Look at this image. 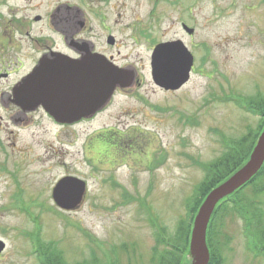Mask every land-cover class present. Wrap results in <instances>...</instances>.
I'll return each mask as SVG.
<instances>
[{
  "label": "rangeland",
  "instance_id": "374dc122",
  "mask_svg": "<svg viewBox=\"0 0 264 264\" xmlns=\"http://www.w3.org/2000/svg\"><path fill=\"white\" fill-rule=\"evenodd\" d=\"M32 5L24 8L27 19L53 9L66 12L67 7L78 12L86 27L72 26L69 44L90 42L97 52L112 55L120 68L132 69L140 83L128 92L118 88L101 115L70 129V146H63L70 154L66 159L50 160L44 156L46 144L31 142L40 134L39 139H49L58 151L61 143L40 127L31 140L20 138L22 145L31 142L37 155L16 171L23 195L14 191L13 177L0 169V240L5 245L0 264H40L33 253L35 240L56 243L68 264L88 260L91 254L102 263L104 256L114 255L119 264H152L158 231L150 217L165 228L162 237H173L178 220L187 214L185 204L204 177L197 163L212 162L224 151L223 140L239 138L259 122L227 98L264 95V0H32ZM183 24L193 33L184 32ZM110 36L113 46L106 42ZM53 39L56 49L69 51L59 32ZM171 41L184 44L193 64L187 82L166 91L152 82L150 58L156 45ZM101 134L109 141L107 150L117 138L114 142L120 141L130 155H104L95 171L86 161L99 165L94 149L84 158L81 147L87 138ZM4 163L16 168L13 160ZM61 163L73 166L86 183L84 202L69 212L51 202L50 189L64 174ZM122 164L126 166L116 167ZM243 194L256 203L264 224V192L254 198L247 188ZM36 195L45 206L19 201ZM243 229L242 219L224 220L223 232L231 241L223 251V264H264L262 255L246 249ZM123 244L136 251L119 252ZM164 247L158 244L157 251Z\"/></svg>",
  "mask_w": 264,
  "mask_h": 264
},
{
  "label": "flooded vegetation",
  "instance_id": "af4514ba",
  "mask_svg": "<svg viewBox=\"0 0 264 264\" xmlns=\"http://www.w3.org/2000/svg\"><path fill=\"white\" fill-rule=\"evenodd\" d=\"M29 7L30 9L34 7L32 0H0V157H3V165L0 164V169L13 177L14 186H16L14 191L22 195L25 190L21 188V181L16 171L22 170L24 165L29 166L31 163L29 160L35 159L34 156L37 154H35L31 142L46 144L44 156H49L50 160L66 159L70 154L63 146H70V140L73 138L70 135V129L93 121L105 109L104 104L98 109H93L92 112H89L90 109L87 112L86 107L79 106V112L71 113L68 108L72 106L70 95H67L62 88H52V90L40 92L39 87H35V85L42 81L43 75H46L48 71L56 72L55 77L47 76L48 85L55 82L58 87H62L65 84L63 77L65 74L78 70L101 68L100 65L93 64L95 57L89 54H102L108 64L118 66L112 55L97 52L90 42L88 45H86L87 42L69 44L70 28L72 26H78L80 29L86 27L85 20L80 19L78 12H70L71 7L64 8V11L68 10L66 12H62L61 8L55 11L53 9L50 12L37 13L27 19L28 16H24L23 11L24 8L28 9ZM56 32H59L65 48L69 51L56 49L53 39V34ZM30 79L31 84H28ZM139 83L135 79L132 86ZM119 89L117 88L113 92L107 103L113 99L115 94H118ZM121 90L122 92L129 91L132 90V87ZM39 127L43 131L46 130L44 134L52 133L51 137L61 143V146L56 148L58 151H55L51 145L53 142L51 143L49 139H39L41 136L39 131L35 132ZM36 134H39L38 140L33 139L24 145L19 143L22 136L24 139L31 140L33 138L31 136ZM9 135L14 138L12 139ZM106 138L105 134H101L83 141L84 146L81 147V150L84 158H87L85 156L87 150L89 152L94 149L95 153H93L96 156L94 161L99 165L93 163V159H86V161H89L92 168L96 169L95 171L102 167L104 155L106 157L112 153L118 157L130 155V151L122 150L120 141L114 142V139L119 140L117 138H112L113 143H110L111 147L107 150L109 141H106ZM121 145H124V142ZM6 158L16 163L15 169L4 163ZM114 162L117 163V160ZM123 165L126 166V164H122L116 167L119 168ZM60 166L63 167L64 174L55 181L50 189L51 193L53 187L61 179H80L73 166H68L65 163H61ZM96 176L95 172V176L92 178L96 179ZM20 199L22 204L45 206L44 200L40 199L39 195L38 197L36 195L34 199L32 196H28V198L22 196ZM11 200L14 203L18 201L13 196ZM124 200L130 202L128 197ZM51 202L53 203L52 199ZM20 206L23 205L20 204Z\"/></svg>",
  "mask_w": 264,
  "mask_h": 264
},
{
  "label": "trees",
  "instance_id": "16d2710c",
  "mask_svg": "<svg viewBox=\"0 0 264 264\" xmlns=\"http://www.w3.org/2000/svg\"><path fill=\"white\" fill-rule=\"evenodd\" d=\"M227 99L233 101L244 112L258 116L259 122L254 129L247 127L246 132L239 138L223 140L224 151L221 156L212 162L207 164L197 163L203 170L204 177L195 186L191 197L185 204L187 214L178 220L172 234L173 237H162L167 235L165 228L157 223L156 219L150 217L152 227L158 231L155 233L156 244L150 260L152 264H188L190 262L192 257H188L190 255L188 250L189 237L193 219L201 203L213 188L225 181L249 159L256 140L264 127V95L256 92L252 96H233ZM263 178L264 164L249 182L216 205L206 229L205 239L209 250L208 264L224 263L223 251L229 247L231 241L230 237L223 232L224 220L228 217L231 219L237 217L244 221L242 234L246 241V249L255 256L262 255L264 257L263 215L258 210L256 203L248 201L243 194V191L247 188L250 189L254 198L264 192V185L260 186ZM22 211L26 212L25 209H22ZM39 231L40 227H36L35 232L39 233ZM38 233L33 235H38ZM26 235L30 234L27 233ZM55 244L54 242L43 243L40 240L33 241V253L37 255L40 264H68L62 257L61 250ZM158 244L164 245L165 249L157 251ZM118 250L127 255L136 251L133 245L129 247L126 244L118 247ZM112 253L115 254V252ZM104 259L107 260L102 263V259L91 254L88 260H83L78 264H119L118 257L114 255H112V258L104 256Z\"/></svg>",
  "mask_w": 264,
  "mask_h": 264
},
{
  "label": "water",
  "instance_id": "95a60500",
  "mask_svg": "<svg viewBox=\"0 0 264 264\" xmlns=\"http://www.w3.org/2000/svg\"><path fill=\"white\" fill-rule=\"evenodd\" d=\"M183 29L188 34L193 33L192 29L185 25H183ZM107 44L113 45L114 39L108 37ZM89 55L95 57L93 64L100 65L101 68H90L65 74L63 76L65 84L62 87H58L55 82L48 85L47 76H56V72L48 71L35 87H39L40 92L42 90L46 92L52 88H62L67 95H70L71 105L76 106L68 107L71 113H75L79 112V106L86 107L87 112L89 109V112H92L93 109H98L108 102L116 87L131 86L134 79L132 71L108 64L100 54ZM192 63L193 57L182 42L173 41L158 44L153 49L150 58L151 79L156 86L163 90H178L187 82ZM28 84H31V79ZM263 163L264 127L249 159L225 181L213 188L201 203L194 217L190 233L189 253L194 256V259L189 264H208L209 250L205 237L211 214L221 200L249 182L258 173ZM84 192V182L76 178H65L55 185L51 196L57 208L63 211H72L81 203ZM4 247V243L0 240V253Z\"/></svg>",
  "mask_w": 264,
  "mask_h": 264
}]
</instances>
